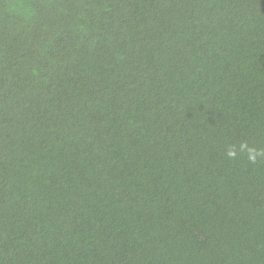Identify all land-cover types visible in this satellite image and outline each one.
Instances as JSON below:
<instances>
[{
    "label": "trees",
    "instance_id": "16d2710c",
    "mask_svg": "<svg viewBox=\"0 0 264 264\" xmlns=\"http://www.w3.org/2000/svg\"><path fill=\"white\" fill-rule=\"evenodd\" d=\"M242 143L264 0H0V264H264Z\"/></svg>",
    "mask_w": 264,
    "mask_h": 264
},
{
    "label": "clouds",
    "instance_id": "9594fccd",
    "mask_svg": "<svg viewBox=\"0 0 264 264\" xmlns=\"http://www.w3.org/2000/svg\"><path fill=\"white\" fill-rule=\"evenodd\" d=\"M239 151L240 152H246L248 160L252 163H255L258 157L264 156V152L258 151L255 148L249 147L247 144L242 143L239 146ZM226 155L229 158H235L237 155V149L234 147H229L227 149Z\"/></svg>",
    "mask_w": 264,
    "mask_h": 264
}]
</instances>
